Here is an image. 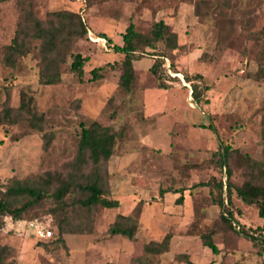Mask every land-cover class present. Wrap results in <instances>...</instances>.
Wrapping results in <instances>:
<instances>
[{
	"label": "rangeland",
	"instance_id": "374dc122",
	"mask_svg": "<svg viewBox=\"0 0 264 264\" xmlns=\"http://www.w3.org/2000/svg\"><path fill=\"white\" fill-rule=\"evenodd\" d=\"M62 9L82 17L88 34L74 43L72 51L90 61L84 67V81L72 70L73 58L68 55L61 67L62 81L42 85L36 50L16 67L5 64V49L15 36L21 12L18 0H0V112L6 105L19 107L22 94H27L44 115L45 127L41 133L26 123L0 126V188L13 179L69 172L81 124L97 120L117 135L108 170L109 197L119 206L97 207L94 220L74 215L78 224L92 226V231L66 234L65 244L57 242L56 221L44 209L31 213L30 220L5 217L0 241L14 248L18 264H140L138 258L144 264H263L264 255L257 254L253 243L223 223L219 203L225 194L216 184L227 180L226 169L218 163L225 146L264 162V0L35 2L42 19L49 11ZM131 20L142 31L164 20L177 33L182 49L173 59H161L169 89H160L150 72L156 60L152 49L134 62L132 90L120 87L118 63L124 55L113 47L123 44ZM163 50L159 45L157 51ZM98 67L103 68L101 78L90 81V71ZM185 74L202 89L200 102L193 99ZM43 134L53 136L48 148ZM231 167L232 183L241 186L246 171L239 161L233 160ZM203 182L211 185H198ZM161 190L167 193L161 195ZM226 207L234 213L236 225L264 227L258 207L245 204L235 191ZM137 210L136 240L110 234L118 214L134 215ZM32 224L52 230L53 236L40 240ZM167 234L172 236L169 250L144 259L145 244L162 241ZM204 234H212L218 247L226 249L213 254L203 245Z\"/></svg>",
	"mask_w": 264,
	"mask_h": 264
},
{
	"label": "trees",
	"instance_id": "16d2710c",
	"mask_svg": "<svg viewBox=\"0 0 264 264\" xmlns=\"http://www.w3.org/2000/svg\"><path fill=\"white\" fill-rule=\"evenodd\" d=\"M36 0H18L21 18L18 23L12 42L5 49V64L16 67L17 63L30 54L37 51L40 60L39 82L42 85H55L62 81V64L71 55L72 70L78 75L80 81H84V67L90 61L80 53H74L72 47L75 42L88 34V29L78 12L68 10L49 11L46 19L38 17L35 12ZM111 43L106 35L101 36ZM123 44L114 45L116 53L124 55L120 65L119 85L121 88L131 91L136 79L134 62L145 54L147 49L154 51L155 62L150 67V72L158 80V87L167 90L169 85L163 79L161 59H173L176 52L182 49L178 35L164 20L154 21L147 31L140 30L131 20L122 35ZM159 45H163V51H157ZM115 66V64H114ZM171 66L175 68L174 62ZM102 67L90 71V81L101 78ZM188 82L192 83L193 99L200 102L203 92L199 84L185 74ZM202 79L201 74L196 75ZM208 90V87H205ZM26 123L30 128L44 133V115L40 114L32 96L22 94L20 105L17 108L6 105L0 112V126ZM44 146L48 148L52 142V134H43ZM117 135L109 127L103 126L95 120L90 125L81 124V133L78 140L77 153L69 164L70 171L66 174L58 172H46L35 178L13 179L5 187L0 188V231L5 226V217L13 220H30L31 213L44 209L45 213L52 215L56 221L59 238L57 242L65 244L66 234L79 233L90 234L92 226L78 224L74 215L94 220L97 207L114 209L119 206L118 200L110 198L108 162L114 154ZM218 163L226 169V182L216 184L217 189L225 198L219 203L222 209L221 218L227 228L238 237H243L253 243L257 254L264 255V227L255 230L246 229L235 224L234 213L226 205L232 204L233 191L247 205L258 207L259 217L264 219V162H258L249 153L234 150L231 146H225L218 153ZM237 159V160H236ZM239 161V166L246 171L247 179L241 186L232 183V161ZM238 163V162H237ZM199 186H210V182H203ZM225 192V193H224ZM167 190H161V195ZM183 200V195L178 201ZM50 206L45 207L46 202ZM227 201V204L225 202ZM37 215V213H35ZM140 211L134 215L118 214L111 224V235H120L131 241L137 239L139 232ZM35 217V216H32ZM93 223V222H92ZM91 224V223H90ZM172 236L167 234L162 241H151L144 246V259L150 256H158L167 252L170 248ZM203 245L217 255L226 249H220L213 240L212 234L202 235ZM180 257V256H178ZM144 264L143 259L135 260ZM264 264V260L262 262ZM0 264H18L15 250L8 244L0 241Z\"/></svg>",
	"mask_w": 264,
	"mask_h": 264
},
{
	"label": "built area",
	"instance_id": "2783aa9c",
	"mask_svg": "<svg viewBox=\"0 0 264 264\" xmlns=\"http://www.w3.org/2000/svg\"><path fill=\"white\" fill-rule=\"evenodd\" d=\"M35 230V235L40 239V240H44V239H49L53 236V231L41 226L40 224H32Z\"/></svg>",
	"mask_w": 264,
	"mask_h": 264
}]
</instances>
